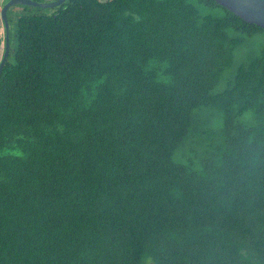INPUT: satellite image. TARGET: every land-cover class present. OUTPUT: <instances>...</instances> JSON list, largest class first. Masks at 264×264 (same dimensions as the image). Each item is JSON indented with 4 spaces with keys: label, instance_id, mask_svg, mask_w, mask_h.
<instances>
[{
    "label": "trees",
    "instance_id": "16d2710c",
    "mask_svg": "<svg viewBox=\"0 0 264 264\" xmlns=\"http://www.w3.org/2000/svg\"><path fill=\"white\" fill-rule=\"evenodd\" d=\"M31 8L7 12L0 264H264V29L215 0Z\"/></svg>",
    "mask_w": 264,
    "mask_h": 264
},
{
    "label": "water",
    "instance_id": "95a60500",
    "mask_svg": "<svg viewBox=\"0 0 264 264\" xmlns=\"http://www.w3.org/2000/svg\"><path fill=\"white\" fill-rule=\"evenodd\" d=\"M67 0H56L47 3L35 0H8L1 10L0 17L5 26V52L0 63V77L5 67L10 51V30L7 12L13 6H29L41 9H55ZM220 6L226 8L236 16L248 23L255 24L264 29V0H215Z\"/></svg>",
    "mask_w": 264,
    "mask_h": 264
},
{
    "label": "rangeland",
    "instance_id": "374dc122",
    "mask_svg": "<svg viewBox=\"0 0 264 264\" xmlns=\"http://www.w3.org/2000/svg\"><path fill=\"white\" fill-rule=\"evenodd\" d=\"M8 0H0V13H1V10H2V8L4 7V5H5V3L7 2ZM191 2H194L195 0H190ZM51 11L52 10H49V9H36V8H31V10L29 11V13H47V14H49V13H51ZM205 12H211V10L210 9H206V11ZM10 28H11V31H12V33L15 31V24H14V22L11 20V22H10ZM4 38H5V36H4V33H3V31L1 32V34H0V40H1V42H3L4 41Z\"/></svg>",
    "mask_w": 264,
    "mask_h": 264
}]
</instances>
